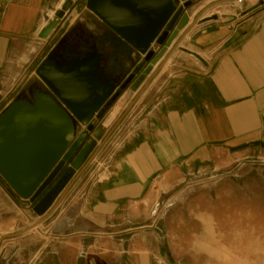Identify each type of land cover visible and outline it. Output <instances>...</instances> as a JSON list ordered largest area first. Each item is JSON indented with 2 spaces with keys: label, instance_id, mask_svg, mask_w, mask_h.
<instances>
[{
  "label": "crops",
  "instance_id": "1",
  "mask_svg": "<svg viewBox=\"0 0 264 264\" xmlns=\"http://www.w3.org/2000/svg\"><path fill=\"white\" fill-rule=\"evenodd\" d=\"M62 1L0 0V112L25 78L37 80L55 44L77 29L97 40L103 34L96 55L103 53L105 62L108 50L101 44L116 39L123 76L131 69L129 48L84 7L77 11L80 0H72L59 26L40 39ZM219 1H207L191 20ZM244 4L250 11L241 18L226 15L233 3L210 9L149 64L107 113L121 120L115 133L121 141L102 179L78 183L79 189L75 182L44 223L0 241V264H170L161 230L134 226L130 211L157 201L165 187L197 170L264 157V0ZM82 13L92 20L77 28ZM105 74L113 82L111 65ZM22 202L0 183V239L39 220L22 211Z\"/></svg>",
  "mask_w": 264,
  "mask_h": 264
},
{
  "label": "water",
  "instance_id": "2",
  "mask_svg": "<svg viewBox=\"0 0 264 264\" xmlns=\"http://www.w3.org/2000/svg\"><path fill=\"white\" fill-rule=\"evenodd\" d=\"M234 2L235 0H221L207 5L191 20L182 38L191 32L207 11ZM84 4L110 33L116 35L129 48L131 55L127 60L135 61V55L140 61L126 80L122 69L113 64L111 56L103 62V67L99 65L101 54L96 55V52H93L85 55L83 59L70 60L65 67L58 69L53 64L55 55L51 53L35 72L37 79L49 92L36 91L31 95V99L13 101L1 112L0 177L18 199L32 203L58 172L67 164L68 167L58 183L34 206L33 212L39 220L13 235L1 237L0 241L29 233L44 223L58 208L74 182L80 178L107 139L118 128L121 120L114 124L101 140V144L92 152L95 141L88 140L83 145L87 133H92L93 137L97 138V128L95 129L91 121L101 123L122 92L128 88L132 89L138 83V80L134 81L135 77H139L149 64H155L161 53L176 38V29L186 26L184 13L191 7L192 2L85 0ZM72 6V0L62 1L53 17L40 30L39 38L48 39ZM213 20H216V17H213ZM153 46L158 48L157 54ZM110 65L114 82H108L105 78L100 82L95 77L96 71L106 72ZM123 80L126 81L118 86L117 83ZM76 123L86 127V134L76 135ZM67 175H74L73 179L60 194L56 204L52 205L53 195Z\"/></svg>",
  "mask_w": 264,
  "mask_h": 264
},
{
  "label": "rangeland",
  "instance_id": "3",
  "mask_svg": "<svg viewBox=\"0 0 264 264\" xmlns=\"http://www.w3.org/2000/svg\"><path fill=\"white\" fill-rule=\"evenodd\" d=\"M190 1L191 7L184 13L187 19L186 26L190 24L193 15L209 0ZM84 2L85 0L78 2L77 11L84 7ZM234 8V11L227 9L226 15L241 18L243 12L250 11L246 4ZM222 10L218 13L221 14ZM186 26L177 28L175 31L177 35ZM156 50H158L157 47ZM132 63L125 78L138 64ZM35 67L34 65L30 71L32 72ZM136 80H138L137 77L134 81ZM30 81L36 85L41 83L38 79L26 81L25 78L10 93L6 102L23 100L22 90ZM110 120L107 114L101 123L91 121L95 129L97 128V138L93 137L92 133H87L83 143L84 145L88 140L95 141L91 152L101 144L103 137L117 121ZM75 126L77 136L81 133L86 134V127L79 123ZM116 130L80 178L75 181L76 188L79 189L78 183L102 179L121 141L118 134H115L118 133ZM96 158H98L97 161H95ZM67 167L68 164L58 172L32 203L23 201L26 203H21L22 211H25L32 219L37 217L33 212L34 206L58 183ZM73 176L67 175L61 180L59 190L53 195L52 205L56 204ZM0 183L8 189L1 177ZM9 191L11 192L10 189ZM163 193L151 204L135 206L130 214L134 219V226H156L161 230V236L169 245L170 264H264V157L234 162L220 171L197 170L183 177L179 185L165 187ZM13 198L17 197L13 194ZM22 214L24 215V212H21Z\"/></svg>",
  "mask_w": 264,
  "mask_h": 264
},
{
  "label": "flooded vegetation",
  "instance_id": "4",
  "mask_svg": "<svg viewBox=\"0 0 264 264\" xmlns=\"http://www.w3.org/2000/svg\"><path fill=\"white\" fill-rule=\"evenodd\" d=\"M84 9L87 10L85 5H84ZM85 13L81 14V20L77 24V26H76L77 28L81 24L84 25L86 23L91 22L92 19H91L90 16L92 14L88 11V14L90 16H87ZM76 31H77L76 34L74 36L70 37V38H69V35L67 33L66 36L61 38L55 44L54 48L52 49V53L55 55L53 64L58 69H62L63 67H65L67 63H70V60L82 59V58L85 57V55L93 53V52H96L98 50L97 49V44H98V42H100L101 37H103L102 36L103 34H100V37L97 40V38L91 32H80L79 29H77ZM101 45L104 46V48L108 50L107 51L108 53L105 54V55L107 57L111 56V59L113 61V64L115 65V67L121 68V64H120L119 61H120V58H121V56L123 54V51L120 48V44L117 42V40L116 39H114V40L112 39L110 41H106V43L104 45L103 44H101ZM104 57L105 56L102 53L100 55V59H99L100 67L104 66V64H103ZM105 75H106L105 72L103 70H101V71H96L95 77H97L98 80H100V82H103V78L105 77ZM127 78L128 77H126L124 79L127 80ZM113 80L114 79H112V81ZM126 80H123L122 82L117 83L118 86L123 84L124 81H126ZM133 80H132V82H133ZM36 91L44 92V93H48L49 92L48 88L42 82L39 85H36V83L30 81L23 88L22 93H21V95H22L21 97H23V99H25V98L31 99V95L34 92H36ZM121 96H122V94L117 98V100ZM117 100L115 101L114 105L116 104Z\"/></svg>",
  "mask_w": 264,
  "mask_h": 264
},
{
  "label": "built area",
  "instance_id": "5",
  "mask_svg": "<svg viewBox=\"0 0 264 264\" xmlns=\"http://www.w3.org/2000/svg\"><path fill=\"white\" fill-rule=\"evenodd\" d=\"M245 0H235V2L233 3V5L234 6H237L236 4L238 3V4H240L241 5V3L242 4H244L245 2H244ZM244 2V3H243Z\"/></svg>",
  "mask_w": 264,
  "mask_h": 264
},
{
  "label": "bare ground",
  "instance_id": "6",
  "mask_svg": "<svg viewBox=\"0 0 264 264\" xmlns=\"http://www.w3.org/2000/svg\"><path fill=\"white\" fill-rule=\"evenodd\" d=\"M247 1H248V0H245L244 2L246 3ZM244 2H243V3H244ZM237 4H238V3H237ZM238 5H240V4H238ZM241 5H242V3H241Z\"/></svg>",
  "mask_w": 264,
  "mask_h": 264
}]
</instances>
